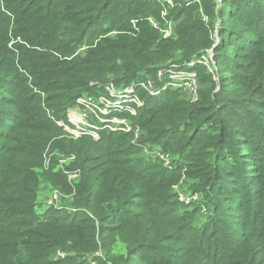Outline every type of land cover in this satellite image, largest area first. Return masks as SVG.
<instances>
[{
  "label": "trees",
  "instance_id": "obj_1",
  "mask_svg": "<svg viewBox=\"0 0 264 264\" xmlns=\"http://www.w3.org/2000/svg\"><path fill=\"white\" fill-rule=\"evenodd\" d=\"M150 20L172 21L173 36ZM183 70L194 100L170 83ZM108 83L138 84L141 105L123 116L140 138L61 135L55 120ZM0 100V264H264V0H0ZM45 148L79 179L43 169ZM179 162L211 205L200 228L173 189ZM41 179L61 206L37 211Z\"/></svg>",
  "mask_w": 264,
  "mask_h": 264
},
{
  "label": "built area",
  "instance_id": "obj_2",
  "mask_svg": "<svg viewBox=\"0 0 264 264\" xmlns=\"http://www.w3.org/2000/svg\"><path fill=\"white\" fill-rule=\"evenodd\" d=\"M222 0H217L221 2ZM170 2V1H169ZM164 14V13H163ZM153 27L159 30L162 38L171 37L174 34V23L167 21L166 26L159 27L154 20H150ZM211 58V49H208L205 54L200 56L198 62L207 64ZM194 72L178 71L171 72V84L183 87L188 94H193L196 88V79ZM186 79L184 83L181 80ZM179 82H178V81ZM185 84V85H183ZM138 84H132L126 88H115L112 83L104 86L107 91L106 95L91 96L82 95L76 98L75 104L66 109V120H55L59 126H63L64 130L69 133L71 137H79L84 134H90L94 138L98 137V132L101 129L107 128L111 131H128L132 129L131 122L126 116L125 112L135 114V109L132 104L141 105L139 99L135 96L134 88ZM141 86L151 94H156L159 90L154 89L150 81L141 83ZM167 84L164 85L166 87ZM153 150V149H152ZM152 154V151L150 152ZM160 157V156H159ZM162 159H167L161 156ZM61 168L62 165H60ZM69 181L75 182L79 177L76 170L66 171ZM57 195L53 194L50 202H55ZM56 204V203H55ZM56 207V206H54ZM62 257L63 253H58Z\"/></svg>",
  "mask_w": 264,
  "mask_h": 264
},
{
  "label": "rangeland",
  "instance_id": "obj_3",
  "mask_svg": "<svg viewBox=\"0 0 264 264\" xmlns=\"http://www.w3.org/2000/svg\"><path fill=\"white\" fill-rule=\"evenodd\" d=\"M18 39L16 38L15 40H10L8 42V46L9 47L13 46L16 42H19ZM210 63H211V60H210ZM211 67L212 66L209 65V69ZM184 81H187V80L184 79V80H181L180 82L184 83ZM183 85H185V84H183ZM197 85H198V83L196 81V88H195V91L193 94H188V92L185 89H183V87H181V90H182L181 97L184 98L185 100H194L196 98ZM137 86L134 88V91L136 90ZM5 96L8 97L7 95H5ZM0 109H2V110L10 109V106L7 104H4V102L0 100ZM59 127H61L63 129L62 132L60 131L61 135H65V133H68L67 131H64L63 126H59ZM139 131H140L139 127H136L134 129L128 130L127 132L132 133V136H133L132 139L135 141L136 139L140 138L139 137V133H140ZM72 138H74V137H72ZM151 151H152V154L150 153ZM145 155L147 156V158L150 155L151 157L149 156V159L150 158L161 159L162 163L165 167H171L172 163H174L173 162L174 155L171 154V152H167V153L162 152L161 149H159V147H155V148H153V150L152 149L148 150V147L146 146ZM159 156L160 157L163 156L164 158H167V159H162ZM55 159H57V163L55 162ZM197 159H203V155L200 154L199 156H197L193 162L195 163V161ZM66 160H67V158H65L61 155H58L55 152H50L48 148H45L42 151L40 161L42 163L43 169L46 170L48 168V166L53 164L54 170L57 171L61 168L60 165H64V163H67ZM184 160H188V163L191 161L189 157H184ZM50 161H52V164H50ZM185 163L186 162H184V163L179 162L178 164L174 165L175 170L177 171V173H179L180 176H179V178L175 177V183H174L173 189L176 190V192L180 196V199L187 204V206L189 207L190 210H195V213L197 215V217H195V225H196V227L200 228L201 225H203V223L210 221L209 217L211 215V213H210L211 212V205H208L206 203V199H205V196L203 195V193H201V192L189 193L188 192V189H187L188 185L194 181H191V178H188V176H186V172L189 169L187 168ZM62 169H63V172L66 173L64 168H62ZM228 177H230V176H228ZM78 179L79 178H77V180ZM218 182H220V184H219V186H220L223 181H221L219 178ZM61 189H60V187H57V186L53 187L48 182L41 179L40 182L38 183V187H37V191H38V200H37V204H36L37 211L44 212L45 210H47L50 207L56 206V208H57V207L61 206V203L63 204V201L67 197L66 194L61 191ZM223 192H224V190H223ZM53 194L57 195V199L55 200V202H50V198ZM216 194L221 195L222 193L218 191ZM223 195H226V192H224ZM208 206H210V207H208ZM228 212L231 215V217L228 218V221H229L230 225H232V226L237 225L241 221V219H243V214H241L239 211L236 210V206H233V208H230L228 210Z\"/></svg>",
  "mask_w": 264,
  "mask_h": 264
}]
</instances>
